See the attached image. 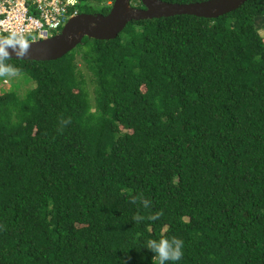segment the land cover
Wrapping results in <instances>:
<instances>
[{
	"label": "trees",
	"instance_id": "trees-1",
	"mask_svg": "<svg viewBox=\"0 0 264 264\" xmlns=\"http://www.w3.org/2000/svg\"><path fill=\"white\" fill-rule=\"evenodd\" d=\"M263 18L246 0L9 59L34 87L0 91V264H159L171 237L165 264H264Z\"/></svg>",
	"mask_w": 264,
	"mask_h": 264
},
{
	"label": "water",
	"instance_id": "water-1",
	"mask_svg": "<svg viewBox=\"0 0 264 264\" xmlns=\"http://www.w3.org/2000/svg\"><path fill=\"white\" fill-rule=\"evenodd\" d=\"M246 0H207L189 4H173L159 0H139L143 9L130 7V0H114L106 15L80 14L70 19L58 35L29 42L25 56L16 57L11 48L10 60L53 61L71 52L83 37L107 41L115 39L131 21L172 16L216 18L237 9Z\"/></svg>",
	"mask_w": 264,
	"mask_h": 264
},
{
	"label": "built area",
	"instance_id": "built-area-1",
	"mask_svg": "<svg viewBox=\"0 0 264 264\" xmlns=\"http://www.w3.org/2000/svg\"><path fill=\"white\" fill-rule=\"evenodd\" d=\"M80 4V0H0V38L13 31L29 42L52 38L81 14Z\"/></svg>",
	"mask_w": 264,
	"mask_h": 264
},
{
	"label": "clouds",
	"instance_id": "clouds-1",
	"mask_svg": "<svg viewBox=\"0 0 264 264\" xmlns=\"http://www.w3.org/2000/svg\"><path fill=\"white\" fill-rule=\"evenodd\" d=\"M113 3V2H112ZM29 41L22 35L16 32H11L8 35L0 38V75H16L18 69L11 63H7L10 59L9 48L13 50L16 57L26 55L29 48ZM144 205L147 206L149 201L144 200ZM158 213L151 216L150 219H157ZM137 220L142 217L137 216ZM183 240L178 237L161 238L159 240L149 239L146 246L151 248L159 258V264H165V261H178L183 255Z\"/></svg>",
	"mask_w": 264,
	"mask_h": 264
},
{
	"label": "rangeland",
	"instance_id": "rangeland-1",
	"mask_svg": "<svg viewBox=\"0 0 264 264\" xmlns=\"http://www.w3.org/2000/svg\"><path fill=\"white\" fill-rule=\"evenodd\" d=\"M262 21L264 22V18L262 19ZM262 21L258 22V29H259L258 33L264 41V25H261L263 24ZM3 85H5V87H7L8 89L11 88L12 86H15L16 91H18L19 94L27 93L28 91H30L31 88L34 87L33 82L25 81L24 75L18 72L16 73V75H12V76L0 75V91Z\"/></svg>",
	"mask_w": 264,
	"mask_h": 264
},
{
	"label": "flooded vegetation",
	"instance_id": "flooded-vegetation-1",
	"mask_svg": "<svg viewBox=\"0 0 264 264\" xmlns=\"http://www.w3.org/2000/svg\"><path fill=\"white\" fill-rule=\"evenodd\" d=\"M129 3H130V5L132 4L131 7L134 8V9H143V6L139 2V0H130ZM81 14H83V13H81ZM94 15H97V14H94Z\"/></svg>",
	"mask_w": 264,
	"mask_h": 264
}]
</instances>
